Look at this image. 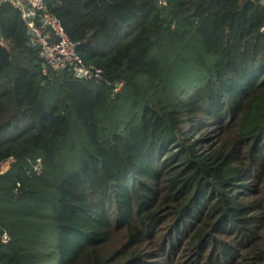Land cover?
<instances>
[{"label":"trees","instance_id":"1","mask_svg":"<svg viewBox=\"0 0 264 264\" xmlns=\"http://www.w3.org/2000/svg\"><path fill=\"white\" fill-rule=\"evenodd\" d=\"M46 4L102 75L44 72L0 4V264H147L181 245L264 264V185L248 197L264 183V0ZM205 120L221 133L200 151L188 130Z\"/></svg>","mask_w":264,"mask_h":264},{"label":"built area","instance_id":"2","mask_svg":"<svg viewBox=\"0 0 264 264\" xmlns=\"http://www.w3.org/2000/svg\"><path fill=\"white\" fill-rule=\"evenodd\" d=\"M0 4L9 5L20 12L33 43L38 47L44 72L67 70L78 80L101 77L102 69L84 62L77 43L69 38L60 20L48 12L46 0H0ZM38 171L41 169L38 168ZM1 241L7 244L9 235L3 233Z\"/></svg>","mask_w":264,"mask_h":264},{"label":"rangeland","instance_id":"3","mask_svg":"<svg viewBox=\"0 0 264 264\" xmlns=\"http://www.w3.org/2000/svg\"><path fill=\"white\" fill-rule=\"evenodd\" d=\"M220 121H208L205 120L204 122H200L197 125L191 126L188 130L191 133V142H194L196 147L200 150H207L213 146H215L220 138L221 127L219 126ZM9 168V164L6 165L4 170ZM256 172H261L260 168H255ZM254 172V171H253ZM252 173V172H251ZM253 176H250L249 184H252L251 188L252 191H257V196H248L249 199H253L254 197L259 196V192L262 189L264 183L259 182L258 179H252ZM245 191V189H244ZM247 191V190H246ZM255 214H261V209ZM181 238L183 236H180ZM170 245L171 243H167ZM167 248L165 250H158L156 252V256L154 258H148L147 264H202V258L197 257L194 254V251L187 250L185 245L177 246V248L173 249V247ZM153 250V248H150ZM172 250V251H171ZM152 252V251H151ZM207 256V253H206Z\"/></svg>","mask_w":264,"mask_h":264},{"label":"water","instance_id":"4","mask_svg":"<svg viewBox=\"0 0 264 264\" xmlns=\"http://www.w3.org/2000/svg\"><path fill=\"white\" fill-rule=\"evenodd\" d=\"M2 38V32H1V29H0V39ZM27 39H28V43H29V45H31L33 48H35V49H38V47H37V45H35L34 43H33V41H32V37H31V34L30 33H28V35H27Z\"/></svg>","mask_w":264,"mask_h":264}]
</instances>
